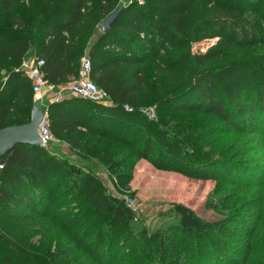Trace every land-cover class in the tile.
<instances>
[{
	"label": "trees",
	"instance_id": "obj_1",
	"mask_svg": "<svg viewBox=\"0 0 264 264\" xmlns=\"http://www.w3.org/2000/svg\"><path fill=\"white\" fill-rule=\"evenodd\" d=\"M123 1L0 0V129L31 119L38 95L23 64L32 51L53 86L78 78L88 55L91 79L112 103L78 95L51 102L56 137L73 148L105 138L237 188L240 210L207 219L174 203L168 212L179 220L151 231L92 168L58 157L53 146L20 143L0 159V264H264V158L246 159L248 141H207L252 134V149L264 147V13L250 25L264 0H130L103 31L99 24ZM214 37L208 51H192ZM148 106L155 118L142 111ZM189 115L212 125L197 128ZM232 193L214 209L239 196ZM249 205L259 212L246 219Z\"/></svg>",
	"mask_w": 264,
	"mask_h": 264
},
{
	"label": "rangeland",
	"instance_id": "obj_2",
	"mask_svg": "<svg viewBox=\"0 0 264 264\" xmlns=\"http://www.w3.org/2000/svg\"><path fill=\"white\" fill-rule=\"evenodd\" d=\"M130 2V0H124L119 6H127ZM249 12L256 14L252 9ZM263 13L264 10H261L259 15L256 14L250 25L257 22L260 19V14ZM240 36L243 39L251 38V35L246 33H241ZM218 39L219 37H214L196 42L193 44L192 51L194 53H204L217 44ZM243 47L241 49L242 53L245 52ZM228 53L232 54L233 50L228 51ZM28 58L33 59L30 55ZM217 60L222 62L223 56L218 57ZM152 107L148 106L144 109ZM189 116L194 120V126L197 128L208 130L207 127L212 125L213 119L211 117L202 115ZM250 135L252 137V134L237 136L216 133L209 134L207 141H212L220 146L229 144L231 141H238L240 145H244L248 141L251 148L246 153V159L258 160L259 158H264V147H256L255 144V148L252 149L256 140L250 141ZM58 139L60 140L59 145L51 150L53 153H56L58 157L68 158L72 162L82 165V167H90L96 171L102 176L112 193L128 200L130 206L136 211L137 217L151 231L158 230L179 220L175 212H170V210L168 212V209L174 203H184L207 219H220L227 214L237 215L240 210L238 203L241 202L244 194L237 188L233 191V193L237 191L239 193L235 200L232 202L226 200V202L218 204L220 205L219 208L214 209L215 202L224 197L226 191H228V195H231L232 191H229V189L232 188L230 186H225L221 189L219 183L213 179L190 177L182 169L170 168L169 165L171 164L169 163H163L165 165L160 166L152 159L131 153L132 150L127 148L126 145L105 138L103 140L98 138L87 139L85 140L86 142L83 141L85 146L75 147L76 149L72 147L71 142L62 138ZM243 150L245 151V148ZM112 161H116L115 164L117 166L114 168L117 169V172L122 173L125 171L127 173L122 174L123 176H118L117 172L109 168V163ZM217 192L219 193L217 194ZM252 193L259 196L256 189H253ZM244 211L246 219H250L254 216L253 214L259 212V209L249 205L244 207ZM125 261H120L118 258L115 260L116 264L124 263Z\"/></svg>",
	"mask_w": 264,
	"mask_h": 264
},
{
	"label": "built area",
	"instance_id": "obj_3",
	"mask_svg": "<svg viewBox=\"0 0 264 264\" xmlns=\"http://www.w3.org/2000/svg\"><path fill=\"white\" fill-rule=\"evenodd\" d=\"M44 63V59H39L37 61L34 59L32 61H26L23 64L25 72L32 79L33 91L37 95L41 94L45 87L48 86L44 74L40 69ZM91 69L92 62L90 58L88 55L83 56L81 76L71 84L69 87L70 92L84 98L92 99L96 102L112 103L109 93L91 79ZM125 107L129 110L132 109L129 105H125ZM142 111L150 118L156 117V112L153 107L142 109ZM39 134L42 139V146L46 148L53 146L52 148H54L56 145H59L60 140L51 130L47 112H44L43 120L39 125ZM0 166L2 167L3 165L1 164Z\"/></svg>",
	"mask_w": 264,
	"mask_h": 264
},
{
	"label": "water",
	"instance_id": "obj_4",
	"mask_svg": "<svg viewBox=\"0 0 264 264\" xmlns=\"http://www.w3.org/2000/svg\"><path fill=\"white\" fill-rule=\"evenodd\" d=\"M124 6H119L113 13L106 17L100 24V28L107 32L115 20L119 17ZM44 117V111L36 102L31 119L28 123L9 125L0 129V159L9 150L20 143L41 144L42 139L39 134V125ZM131 201V199H129Z\"/></svg>",
	"mask_w": 264,
	"mask_h": 264
},
{
	"label": "crops",
	"instance_id": "obj_5",
	"mask_svg": "<svg viewBox=\"0 0 264 264\" xmlns=\"http://www.w3.org/2000/svg\"><path fill=\"white\" fill-rule=\"evenodd\" d=\"M30 56L33 59L27 58L26 61H32L35 59L33 51L30 53ZM81 73H82V65H81ZM78 78H72L69 82L61 84V85H54V86L48 85V86H46L45 89L43 90V92L37 96V103L39 104L41 109L44 112H47L48 106L51 102L56 101V100H60L63 98H68L70 96H75L76 94L71 93L69 90V87Z\"/></svg>",
	"mask_w": 264,
	"mask_h": 264
}]
</instances>
